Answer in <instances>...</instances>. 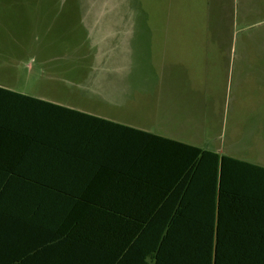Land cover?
I'll list each match as a JSON object with an SVG mask.
<instances>
[{
  "label": "trees",
  "instance_id": "trees-1",
  "mask_svg": "<svg viewBox=\"0 0 264 264\" xmlns=\"http://www.w3.org/2000/svg\"><path fill=\"white\" fill-rule=\"evenodd\" d=\"M211 230L264 264V168L0 88V264H184Z\"/></svg>",
  "mask_w": 264,
  "mask_h": 264
},
{
  "label": "rangeland",
  "instance_id": "rangeland-1",
  "mask_svg": "<svg viewBox=\"0 0 264 264\" xmlns=\"http://www.w3.org/2000/svg\"><path fill=\"white\" fill-rule=\"evenodd\" d=\"M230 15L217 0L206 4L201 0H0V86L64 106L85 108L122 124L147 125L154 132L160 131L149 123L154 119L157 101L163 100L161 115L179 121V130H174L177 139L191 141L186 133L189 129L196 134L191 142L194 145L211 150L221 146L232 150L234 157L253 161L258 151L264 152V143L255 139L258 131L254 130L258 123L254 116L264 113V105L253 104L245 95L246 86L239 85L238 53L234 48H224L231 56L228 74L221 67L224 62L218 48L227 45L228 41L220 38L221 34L226 36L224 21L229 17L235 20ZM174 20L180 29L196 35L200 51L210 38L214 44L211 56L206 54V63L196 53V60L203 62L202 72L203 66L209 65L208 96L191 90L189 73L177 62L170 36L176 27ZM204 34L209 36L207 42ZM233 47L236 49V44ZM248 59L244 64L250 63ZM96 63L122 76L127 67L133 82L150 89L148 99L140 107L132 106L127 119L122 106L69 104L77 92H71L69 83H64L71 79L65 71L85 72ZM173 95L182 104L179 112L166 105ZM167 133L171 135L172 131Z\"/></svg>",
  "mask_w": 264,
  "mask_h": 264
},
{
  "label": "crops",
  "instance_id": "crops-1",
  "mask_svg": "<svg viewBox=\"0 0 264 264\" xmlns=\"http://www.w3.org/2000/svg\"><path fill=\"white\" fill-rule=\"evenodd\" d=\"M204 4L211 2L212 0H201ZM219 4H222L225 9L228 8L230 10V14L233 15L235 20L224 21V32L226 36H222L221 40L223 42L228 41L227 45H219L218 52L220 53V57L222 58V66L224 70L227 69V74L230 70L231 64V56L227 52V48H234L235 52L237 51L236 57L238 58V66H239V74L237 76V81L239 85L246 86L245 95L250 97L253 100V104L264 105V0H217ZM232 9V10H231ZM230 15V16H231ZM97 22L94 23V25ZM174 33H172L173 29H171V43L173 47V51L177 52V62L186 69L189 73L187 78L188 84L193 92L200 93L205 92L208 96V90L210 88V76L207 74L209 72V65L203 66L204 71L202 72L201 66L203 65L202 60H196V53H199L204 57V63H206V55L207 53L214 51V44L212 40L207 34H204V39L206 42L209 40L208 44H204L205 46H201V51L197 49L196 44V35L188 32L186 28L180 29V25L177 20L173 21ZM97 30V29H96ZM95 33V30H93ZM236 42V43H235ZM236 44V49L234 46ZM226 47V49H224ZM229 51V50H228ZM227 52V53H226ZM235 54V53H234ZM211 56V54H210ZM98 57V56H97ZM213 57V56H212ZM211 57V58H212ZM242 58V59H241ZM249 58V64H244V60ZM243 61V64L241 63ZM129 70L124 68V75L121 74L116 75L115 72L113 74L112 70L101 63H96L92 65L90 68L85 70V72H81V70H66L65 76L71 74V79L64 82L67 86L70 87L71 92H77V97L71 98L68 102L72 106H80L84 107L83 104L85 102L91 103H104L110 106H118L124 107L125 109V119H127V115H129L130 108L134 105L140 107L141 104L148 99L150 95V89L145 84H139L133 82L129 76ZM196 74L199 79L196 81ZM113 76V77H112ZM70 77V76H68ZM67 78V77H66ZM228 77H226L227 80ZM69 83V85H68ZM198 84V85H197ZM0 88L8 89L4 86H0ZM10 90V89H8ZM13 91V90H11ZM15 92V91H14ZM18 93V92H17ZM22 94V93H21ZM29 96V95H28ZM33 97V96H31ZM170 97V96H168ZM167 97V98H168ZM36 98V97H33ZM39 99V98H36ZM45 101L49 104L59 105L66 108H70L73 110H77L88 115L94 116L98 119L111 121L114 123H118L142 132L150 133L155 136L167 138L173 141L181 142L187 145H194V137L196 136L194 131L189 129L186 130V133L189 135V139L191 141H181L177 139V133L174 130H179L176 127L177 119L170 120L168 115H161L159 109L163 107V100H158L155 105L158 111L154 112V119L149 123L152 127H157L156 129L160 132L151 131L147 127V125L139 126L136 123L134 124H122L114 121L113 117H103L100 115H95L91 113V110L83 109V108H74L69 106H64L63 104L56 101H49L44 99H39ZM101 102H99V101ZM166 105L173 106V109H177L178 112L181 109L182 104L180 103L179 97L177 95L171 96L170 100L166 103ZM164 108V107H163ZM129 111V112H128ZM133 116V115H132ZM193 121V119H192ZM254 121L258 122L254 124V130L258 131L255 136V139L264 143V113L256 112L254 116ZM173 124V126H172ZM261 128L260 132L256 127ZM174 127V128H173ZM176 127V128H175ZM172 131L171 135L167 132ZM198 147V146H196ZM201 148V147H199ZM204 149V148H201ZM212 152L219 153L220 155L225 154L230 157L232 156L231 151H227L221 146H218L215 150L204 149ZM248 153V152H247ZM234 154V153H233ZM253 154V153H252ZM251 153L247 156H250ZM254 155V154H253ZM258 156H254L256 160L247 161L245 159H241L239 157H234L238 160H242L248 163H251L255 166L264 168V152H257ZM132 164V163H129ZM131 166V165H129ZM122 176L126 178L124 172L121 171ZM196 200H194V204ZM195 206L193 208V215H198L195 210ZM214 242H215V231L211 230L207 233L203 241L198 245L195 251L191 254V256L187 259L184 264H212L213 263V254H214ZM212 256V260H211Z\"/></svg>",
  "mask_w": 264,
  "mask_h": 264
}]
</instances>
